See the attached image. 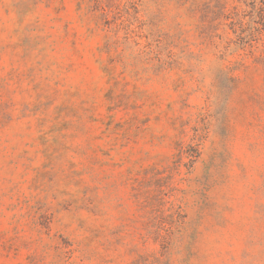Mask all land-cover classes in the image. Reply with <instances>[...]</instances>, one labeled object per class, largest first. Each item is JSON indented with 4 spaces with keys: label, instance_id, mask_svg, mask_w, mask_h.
Returning <instances> with one entry per match:
<instances>
[{
    "label": "rangeland",
    "instance_id": "rangeland-1",
    "mask_svg": "<svg viewBox=\"0 0 264 264\" xmlns=\"http://www.w3.org/2000/svg\"><path fill=\"white\" fill-rule=\"evenodd\" d=\"M0 264H264V0H0Z\"/></svg>",
    "mask_w": 264,
    "mask_h": 264
},
{
    "label": "trees",
    "instance_id": "trees-1",
    "mask_svg": "<svg viewBox=\"0 0 264 264\" xmlns=\"http://www.w3.org/2000/svg\"><path fill=\"white\" fill-rule=\"evenodd\" d=\"M249 17H251V16L249 15ZM231 19H232V20H235V19L237 20V19H239V21H238V22H239V23H238V24H239V26H238L239 28H238L237 30H235V29L232 30L233 35L235 36V38H237V37H238V38H239V37L241 38V37H243V36H244V37H247V33L245 32V25H244V24H246L245 19H241V18H235V19L231 18ZM231 19H230V20H231ZM232 20H231V21H232ZM232 22H233V21H232ZM233 25H236V23L233 22Z\"/></svg>",
    "mask_w": 264,
    "mask_h": 264
}]
</instances>
